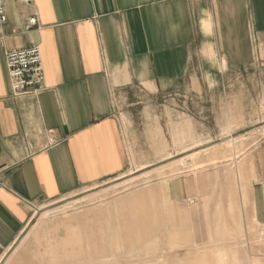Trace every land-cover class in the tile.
<instances>
[{"label": "crops", "instance_id": "1", "mask_svg": "<svg viewBox=\"0 0 264 264\" xmlns=\"http://www.w3.org/2000/svg\"><path fill=\"white\" fill-rule=\"evenodd\" d=\"M5 11L0 262L37 207L117 180L131 169L117 117L118 102L128 93L200 88L221 72L264 63V0H32L29 6L6 0ZM31 16L38 25L28 29ZM31 46L41 56L42 89L15 98L5 53ZM237 160L235 167L206 163L210 170L190 175L196 185L189 194L197 204L205 201L200 216L244 221L247 214L264 227V140ZM181 194L173 193L174 207ZM40 262L63 261L40 255Z\"/></svg>", "mask_w": 264, "mask_h": 264}, {"label": "rangeland", "instance_id": "2", "mask_svg": "<svg viewBox=\"0 0 264 264\" xmlns=\"http://www.w3.org/2000/svg\"><path fill=\"white\" fill-rule=\"evenodd\" d=\"M262 64L221 72L200 88L128 93L118 102L117 117L131 169L37 207L0 264H40L48 249L65 257L60 264H264V227L247 214L244 221L198 215L205 201L197 204L189 194L196 172L188 170L231 164L236 147L242 151L234 156L243 158L264 140ZM227 141L230 147L224 148ZM205 184L199 181L202 193ZM175 192L182 194L174 221L166 202Z\"/></svg>", "mask_w": 264, "mask_h": 264}, {"label": "built area", "instance_id": "3", "mask_svg": "<svg viewBox=\"0 0 264 264\" xmlns=\"http://www.w3.org/2000/svg\"><path fill=\"white\" fill-rule=\"evenodd\" d=\"M13 1L25 6L32 3V0ZM5 3L6 0H0V41L2 40V27L7 21ZM37 25L36 17L31 16L27 23L28 29L37 27ZM5 60L13 97H32L41 91L44 75L41 56L36 46L8 51L5 53Z\"/></svg>", "mask_w": 264, "mask_h": 264}, {"label": "bare ground", "instance_id": "4", "mask_svg": "<svg viewBox=\"0 0 264 264\" xmlns=\"http://www.w3.org/2000/svg\"><path fill=\"white\" fill-rule=\"evenodd\" d=\"M230 147V145H229V143H228V141L227 142H225L224 143V148H229ZM242 150H240L239 149V147H236L235 148V150L233 151L234 152V155H237V154H239L240 152H241ZM233 155V158H231V160H229L230 162H231V164H229V165H234V167H235V165H237L236 164V161H238L237 159V157L236 156H234ZM236 157V158H235ZM228 161V162H229ZM200 169H202V168H198L197 166H192V167H188V170H190V173H195V172H198V170H200ZM189 172V171H188ZM234 172V171H233ZM165 185L167 186V187H169V184L168 183H166L165 182ZM165 185L163 186V187H165ZM169 200L166 202V203H168V205H169V208H170V210H171V212H173V216H174V218L172 217V219L175 221V215H174V212H175V207H174V200H173V198H168ZM238 212V211H237ZM238 216V215H237ZM176 218H180V217H176ZM219 218V217H218ZM232 218H233V216H232ZM238 218H239V216H238ZM179 221V220H178ZM221 222V221H220ZM181 223V222H180ZM236 225H237V222H236ZM218 227H220V225L218 226ZM221 228V227H220ZM101 231V230H100ZM223 231V230H222ZM100 233V232H99ZM101 236H104V232H101ZM38 240V243H41L40 242V239H37ZM222 252V251H221ZM43 256H49V258H50V261L52 262V263H55V262H62L63 261V255H61L59 252H57V251H55V250H52V249H48V250H44L43 251ZM219 258V260L217 259V261H220V258H221V260H222V257L221 256H219L218 257ZM224 258V257H223ZM223 260H225V259H223ZM224 263V262H223ZM222 263V264H223ZM221 264V263H220Z\"/></svg>", "mask_w": 264, "mask_h": 264}]
</instances>
